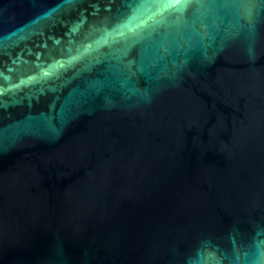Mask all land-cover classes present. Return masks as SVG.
<instances>
[{
  "label": "water",
  "instance_id": "1",
  "mask_svg": "<svg viewBox=\"0 0 264 264\" xmlns=\"http://www.w3.org/2000/svg\"><path fill=\"white\" fill-rule=\"evenodd\" d=\"M0 264H264V0H0Z\"/></svg>",
  "mask_w": 264,
  "mask_h": 264
}]
</instances>
